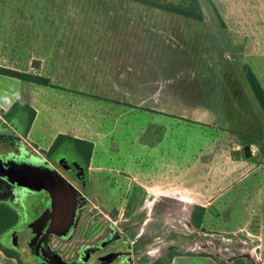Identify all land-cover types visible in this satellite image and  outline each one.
Returning a JSON list of instances; mask_svg holds the SVG:
<instances>
[{
  "label": "rangeland",
  "instance_id": "1",
  "mask_svg": "<svg viewBox=\"0 0 264 264\" xmlns=\"http://www.w3.org/2000/svg\"><path fill=\"white\" fill-rule=\"evenodd\" d=\"M164 1L183 3L202 17L133 0H0V66L41 72L55 82L79 83L85 89H91L89 80L104 81L86 75L105 66L140 69L149 82L172 84L179 101H162L158 108L202 124L179 119L183 143L196 148L210 144L215 160L224 162L226 151L229 160L240 157L245 165L216 162L205 194L181 190L168 196L139 191L138 182H127L115 171H94L100 217L118 221L122 229L121 222H142L140 212L150 211L146 225L154 228L151 237L161 240L149 247L147 262L172 245L180 254L171 264H264V112L247 79L249 68L264 89V0H197L198 5ZM34 60L39 62L36 67ZM32 90L43 104L51 97L54 104H62L56 91L0 74V102L10 103L17 94L27 99ZM40 109L42 117L44 106ZM3 115L0 110L1 124ZM4 120L16 122L15 115ZM250 141L251 156L232 157L233 146L243 149ZM100 159L105 166L111 163L106 156ZM203 169L197 168V174ZM133 184L136 189L126 195ZM204 186L196 182L194 189ZM197 204L208 207L200 228L183 219H189ZM0 264L16 262L0 251Z\"/></svg>",
  "mask_w": 264,
  "mask_h": 264
},
{
  "label": "crops",
  "instance_id": "2",
  "mask_svg": "<svg viewBox=\"0 0 264 264\" xmlns=\"http://www.w3.org/2000/svg\"><path fill=\"white\" fill-rule=\"evenodd\" d=\"M133 1L148 5L139 0ZM91 71L95 72V75H86V78L97 76L104 80L101 83L89 80L91 89L82 88L79 83L55 82L51 76L41 72L37 74L47 77L49 84L27 81L56 91L57 96L64 99L60 105L54 104L53 97L49 98L48 104H43L34 95L36 90H32L27 99L17 94L10 103L0 102V106L3 111H7L20 98L35 111L27 132L25 119L15 117L14 122L34 150L45 152L60 134L89 141L92 143L90 174L101 170L115 171L124 176L127 182H138L139 191L145 190L155 196L160 194L168 196L171 192L179 194L181 190L189 192L195 190V194H205L206 184L213 181L209 173L216 162L218 165H245V161L240 157L236 161L229 160L225 156L226 151H223L224 157H221L225 163L215 160L217 156L212 157V145L205 142L204 146L198 148L195 145L187 147L188 145L183 143L180 138L179 119L190 118L177 115L168 109L158 108L157 104L162 101H179L178 90H174L172 84L149 82L142 77L140 69L125 71L105 66ZM108 85L107 90L104 87ZM96 86L98 88H95ZM45 93L48 94L44 90L43 94ZM42 105L45 111L40 117ZM126 115H130V119ZM2 118L6 119L4 116ZM251 148L253 154L254 149L252 146ZM234 149L242 148L236 145L230 149L232 157L237 158L232 153ZM104 156L111 162L109 166L98 162ZM111 164L117 167L113 168ZM199 167L205 169L203 170L207 173L206 176L203 175V170L197 174ZM226 174L227 171L223 178ZM219 177L221 178V174ZM181 182L188 185L181 186ZM196 182L205 184V188L194 189ZM135 189V184L131 185L125 191L126 195L130 196ZM200 205L205 207L206 213L207 204ZM189 218L191 219V216Z\"/></svg>",
  "mask_w": 264,
  "mask_h": 264
},
{
  "label": "flooded vegetation",
  "instance_id": "3",
  "mask_svg": "<svg viewBox=\"0 0 264 264\" xmlns=\"http://www.w3.org/2000/svg\"><path fill=\"white\" fill-rule=\"evenodd\" d=\"M2 122L0 251L4 255L16 264L147 263L145 254L149 247L161 240L160 236L151 237L154 228L146 225L152 219L150 211L140 212L138 216L144 214L142 222H121L122 229L118 221L102 219L94 202L97 197L89 172L91 157L86 160L74 149L53 154L48 153L50 148L45 152L34 150L18 131V125L3 119ZM26 168L45 173L49 183L65 189L70 207L63 217L58 219L54 215L53 200L47 190L23 178L20 170ZM12 170L15 173L10 174ZM190 216L191 219L183 218L187 225L192 221L195 228H200L193 222V210ZM137 226L140 228L136 232ZM174 228L171 224L170 230ZM171 249L176 248L170 245L162 255Z\"/></svg>",
  "mask_w": 264,
  "mask_h": 264
},
{
  "label": "trees",
  "instance_id": "4",
  "mask_svg": "<svg viewBox=\"0 0 264 264\" xmlns=\"http://www.w3.org/2000/svg\"><path fill=\"white\" fill-rule=\"evenodd\" d=\"M141 2H144L150 6L176 13V14H181L185 16H193V17H198L201 18L202 16L200 14L193 13L191 10L186 9V7L182 6V4H174L171 2H165L164 0H139ZM191 2L192 5H198L197 0H184ZM185 4V3H184ZM0 74L15 77L21 80L25 81H30V82H35V83H41V84H49V79L47 77H44L42 75H39L37 73H32V72H26V71H21V70H16V69H10L7 67H1L0 66ZM247 79L248 82L252 88V91L254 92L263 112H264V89L260 84V81L258 80L257 76L253 73L251 69L248 68L247 71ZM18 107V108H17ZM1 112L4 114L3 116L5 118H11L13 115L15 117H18L19 119H25V131L27 132L35 111L25 102H23L22 99H17L7 111H3L0 109ZM25 113H29V115H25ZM190 122H196L200 125H202L200 122L193 121L191 119H186ZM25 132V133H26ZM251 144L252 142H248ZM63 149H74L75 151H78V153L84 157L86 160L91 157L92 153V143L89 141L81 140V139H75L71 136L68 135H63L60 134L56 137L54 142L52 143L50 150L48 153L53 154L55 152L61 151ZM205 214V207L202 205H194L193 206V222L197 227H201L203 218ZM180 252L178 249H171L168 251L166 254L158 257L157 259L147 262L146 264H171L173 258L177 255H179Z\"/></svg>",
  "mask_w": 264,
  "mask_h": 264
},
{
  "label": "water",
  "instance_id": "5",
  "mask_svg": "<svg viewBox=\"0 0 264 264\" xmlns=\"http://www.w3.org/2000/svg\"><path fill=\"white\" fill-rule=\"evenodd\" d=\"M39 65V62L37 60L33 61V66L36 67ZM244 153V155H246L247 157L252 155V148L250 144H246L243 149H234L233 150V155L234 156H238L241 153ZM10 174L11 173H15L14 170L9 171ZM21 175L23 176V178H27L32 180L33 182L31 183L32 185L35 184L40 185L41 188L47 190L51 197H52V202H53V208H54V215L57 216V218H61L65 215V212L67 210V208L70 207V197L69 195L66 194L65 189L54 185L52 183H49L48 180H46V175L43 172H39L36 169H31V168H26L23 170H20ZM218 256H221L219 253H215ZM235 258V257H233ZM233 258H228L229 260H232Z\"/></svg>",
  "mask_w": 264,
  "mask_h": 264
}]
</instances>
